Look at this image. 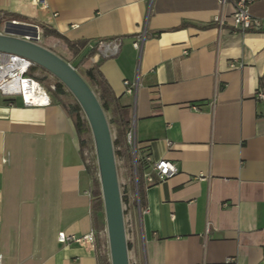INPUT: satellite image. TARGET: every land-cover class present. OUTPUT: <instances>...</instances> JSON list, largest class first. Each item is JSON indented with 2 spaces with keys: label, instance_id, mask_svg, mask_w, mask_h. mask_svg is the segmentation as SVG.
<instances>
[{
  "label": "crops",
  "instance_id": "0c3cea01",
  "mask_svg": "<svg viewBox=\"0 0 264 264\" xmlns=\"http://www.w3.org/2000/svg\"><path fill=\"white\" fill-rule=\"evenodd\" d=\"M45 1L47 9L33 0H0V33L36 27L49 40L65 43L46 29L87 43L85 65H99L135 131L146 212L140 219L137 205H129L130 259L264 264V101L256 97L264 26L236 29L233 0ZM249 10L264 21V0ZM143 33L139 51L134 43ZM114 39L122 40L117 56L89 55ZM126 81L137 84L135 95L127 94ZM52 100L27 108L0 95L3 264H100L96 249L58 241L60 233L80 238L95 231L93 182L75 124ZM162 159L176 175L159 184L154 165Z\"/></svg>",
  "mask_w": 264,
  "mask_h": 264
},
{
  "label": "water",
  "instance_id": "95a60500",
  "mask_svg": "<svg viewBox=\"0 0 264 264\" xmlns=\"http://www.w3.org/2000/svg\"><path fill=\"white\" fill-rule=\"evenodd\" d=\"M29 28L34 30L33 35H30V32H25L23 37H17L12 32L0 34V53L28 59L35 66L43 68L57 78L75 97L86 117L95 143L110 261L111 264H130L113 135L106 113L95 92L76 69L52 51L36 43L37 28Z\"/></svg>",
  "mask_w": 264,
  "mask_h": 264
},
{
  "label": "built area",
  "instance_id": "2783aa9c",
  "mask_svg": "<svg viewBox=\"0 0 264 264\" xmlns=\"http://www.w3.org/2000/svg\"><path fill=\"white\" fill-rule=\"evenodd\" d=\"M229 0H220V3L224 5ZM253 0H239L234 3L233 11V23L234 27L242 32L247 31H258L264 26V21L254 18L249 10L250 4ZM33 4L41 7L42 9H47L48 5L45 0H33ZM222 23V20H218ZM14 24H19L18 22H13ZM2 34V33H0ZM29 39V37H25ZM146 37L143 33L138 40L134 43V47L141 51L143 43ZM41 42V36L38 34L36 38V43ZM122 46L121 39H114L107 42L99 43L94 49L97 54L102 58L115 57L119 54ZM35 67L34 63L26 58L19 57L16 55L0 53V95L5 98L18 97L21 99L23 105L27 108H45L52 105V95L42 84L39 82L32 74L31 71ZM127 89V94L135 95L137 90V84H131L129 82L124 83ZM56 87L52 86L51 91H55ZM258 100L264 101V91L258 90L256 93ZM126 143L131 149L133 157V170L135 175V184L137 200L136 205L138 206L139 217L145 214L146 210L140 208L139 194L137 190V142L135 137L134 128L131 127L126 134ZM154 171L158 183H165L173 176L176 175V169L173 163L169 160L162 159L154 165ZM124 220L127 240L133 236L135 231V220L132 217L129 206L124 207ZM96 232H92L85 237H72L67 236L66 233H60L58 235V241L61 244H66L69 242H74L80 245H86L95 249L96 246ZM0 264H3V255H0ZM130 264H138L135 260L130 259Z\"/></svg>",
  "mask_w": 264,
  "mask_h": 264
},
{
  "label": "trees",
  "instance_id": "16d2710c",
  "mask_svg": "<svg viewBox=\"0 0 264 264\" xmlns=\"http://www.w3.org/2000/svg\"><path fill=\"white\" fill-rule=\"evenodd\" d=\"M233 1L238 2L239 0H233ZM11 18H19V17L12 15ZM13 20L19 21L18 19H12L11 21ZM45 34L47 36H52L63 40L66 43L69 50L74 51L76 54L81 55L82 58L85 59L82 53L87 48L86 42L73 44L64 37H62L56 31H50L47 29L45 30ZM95 54H97V51L95 49H93V51L89 53L90 56H94ZM35 69L36 66L32 69L31 74H33ZM80 75L85 79V81L90 85L92 89L93 88L96 89L94 92L96 95H98V99L102 105V108L104 109L105 113H108L110 115V125L118 126L116 134L113 136V145H114L116 160L123 161L124 166L126 165L130 166V164L133 162V157H132L131 149L126 143V134L127 131L129 130V123L124 120L123 114L121 112L122 108L116 103V101L112 97L111 89L108 83L106 82V80L104 79L103 75L101 74L99 70V65L87 69L85 75L82 74ZM55 87H56L55 91H51V89H49V91L51 92V95L56 100V102H58L72 118L75 124L76 131L80 138L82 149L85 152L86 148L88 147V141L84 137L89 132V127L86 117L79 104L69 105L66 103L65 98L67 96V91L61 83H57ZM260 90L264 91V76L260 79L259 91ZM85 163H86L87 171L91 176L93 182V188L91 192L93 223H94V230L96 234H98L101 230L105 228V211H104L103 198L101 193L100 182L96 177V175L98 174V169H97V165L95 164V161L89 163L86 157H85ZM137 190L139 194L140 208L144 209V187L142 182V175H141L138 156H137ZM135 191H136V184L134 179H131V182L128 185V190L126 192L135 193ZM122 200L123 202H126L125 195L123 196ZM124 214H126V212ZM128 249L131 250V245L129 242H128ZM96 251L98 254V259L100 264H111L109 258L101 254V249L99 246L96 248Z\"/></svg>",
  "mask_w": 264,
  "mask_h": 264
},
{
  "label": "rangeland",
  "instance_id": "374dc122",
  "mask_svg": "<svg viewBox=\"0 0 264 264\" xmlns=\"http://www.w3.org/2000/svg\"><path fill=\"white\" fill-rule=\"evenodd\" d=\"M30 32V35L34 34V30H23L21 28H16V27H9L7 29V32H12L13 34H17L20 32ZM37 38V37H36ZM42 47L52 51L56 55H58L60 58H62L64 61L69 63L73 68L76 69V71L79 74L85 75V72L87 71L88 67L85 65V61L82 58L81 55L76 54L74 51L69 50L67 45L65 43H60L56 42L55 40H49L48 37L43 35L41 37V42L40 44ZM41 84L49 91L52 86L57 85V83H60L57 78H55L53 75H51L48 71L44 70L41 67L36 66L35 71L32 74ZM67 91V96L65 98V101L69 105H76L78 102L76 101L75 97L65 88ZM93 91L96 89L93 88ZM98 97V95H97ZM107 119L110 124V115L106 113ZM89 127V124H88ZM111 131H112V126L110 125ZM112 135L114 136V133L112 132ZM88 141V147L85 150V157L88 159L89 163H92L95 161V164L97 165V158H96V150H95V143L93 140V136L89 127V132L87 135L84 137ZM117 169H118V177H119V182H120V188H121V194H122V199L123 196L125 195L126 202H123V207L129 206L130 203H133V205H136V200H137V194L134 192H126L128 190V182L126 179V173L124 171V164L123 161H117ZM98 169V166H97ZM130 169L131 172L129 174L131 175L133 179V162L130 164ZM96 177L99 180V170L98 174ZM100 182V181H99ZM125 209V208H124ZM138 210V206L137 209ZM100 247L101 249V254L103 256H107L110 260V249H109V240H108V233H107V227H106V219H105V228L101 230L96 237V246Z\"/></svg>",
  "mask_w": 264,
  "mask_h": 264
}]
</instances>
